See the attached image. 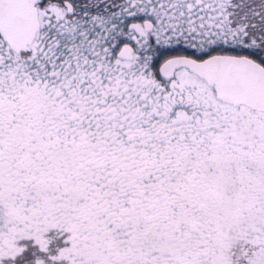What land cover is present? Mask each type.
Listing matches in <instances>:
<instances>
[{"label": "snow or ice", "instance_id": "1", "mask_svg": "<svg viewBox=\"0 0 264 264\" xmlns=\"http://www.w3.org/2000/svg\"><path fill=\"white\" fill-rule=\"evenodd\" d=\"M0 264H264V0H0Z\"/></svg>", "mask_w": 264, "mask_h": 264}]
</instances>
